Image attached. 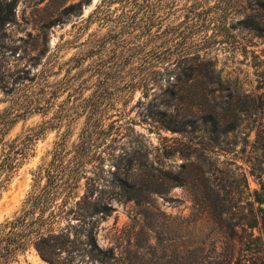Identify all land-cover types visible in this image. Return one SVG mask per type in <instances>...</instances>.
<instances>
[{
	"label": "rangeland",
	"instance_id": "obj_1",
	"mask_svg": "<svg viewBox=\"0 0 264 264\" xmlns=\"http://www.w3.org/2000/svg\"><path fill=\"white\" fill-rule=\"evenodd\" d=\"M77 1L17 0L14 19L6 27L7 48L0 49L5 54L3 68L13 78L26 68L29 75L43 71L34 92H46L38 98L50 109L45 115L34 112L19 119L5 135L4 140L11 141L21 133L42 132L31 139L0 192V222L18 210L31 188L33 172L49 160L61 135L67 149L76 140L88 117L83 105L88 106L90 95L99 89L105 96L102 102L114 106L104 127L118 119L115 126L126 134L118 136L116 149L131 150L133 138L141 133L161 172L183 170L182 165L195 159L179 153L163 157L169 148L203 152L205 163L203 171L195 164L188 174L187 165L182 185L164 183L161 193L143 195L139 201L110 200L114 210L99 223L97 241L103 248H114L116 264H195L202 256L226 264H264V227L241 223L243 215H264V203L255 201V191L264 197V0H121L106 3L89 16L101 2L91 0L80 15L77 7L72 15L62 12ZM182 48L198 57L188 81L184 79L188 63L178 57ZM105 66L112 68L106 79L98 73ZM141 76L146 96L144 87H127ZM173 90L182 98L179 119L195 120L187 134L158 129L145 117L149 105L157 101L155 94L168 97ZM0 97L5 98L2 93ZM188 97H194L200 109L197 118L185 107L183 98ZM227 101L239 111V118L222 116L218 106ZM7 104L0 101V109ZM159 107L175 111L173 105ZM212 111L218 113L220 125L232 121L238 125L228 133L220 127L216 139H210L209 125L203 123L208 119L202 115ZM52 117H60L62 126L39 130ZM96 165L98 159L87 169ZM101 165L107 169L109 164ZM17 264L48 263L29 249Z\"/></svg>",
	"mask_w": 264,
	"mask_h": 264
},
{
	"label": "trees",
	"instance_id": "obj_2",
	"mask_svg": "<svg viewBox=\"0 0 264 264\" xmlns=\"http://www.w3.org/2000/svg\"><path fill=\"white\" fill-rule=\"evenodd\" d=\"M121 0H101L96 8L89 14L92 16L100 12L106 3ZM146 1V0H145ZM91 0H78L63 8L62 12L67 15L75 13L77 7L82 14V8ZM17 0L0 1V49L7 48L6 27L13 21ZM122 27V26H121ZM4 51V50H3ZM0 97L1 102L8 104L0 109V192L4 184L11 178L20 160L26 154L29 143L33 137H38L39 132L24 136L23 133L5 141V135L19 119H24L34 112L45 115L50 109L43 99L46 92L38 90L34 92V84L41 78L42 72L36 70L29 75V68L23 70L14 78L9 70L4 69L1 58L5 55L0 52ZM186 49L179 51L178 57L181 61L188 63L186 72L189 73L185 81L190 79L194 67V61L198 58L196 54L190 55ZM118 57V54H115ZM120 59H123L121 55ZM153 68L156 65L152 66ZM149 68V67H148ZM99 69V68H98ZM151 69V66L150 68ZM100 77L106 79L112 73L111 66H105L100 70ZM79 74V73H78ZM183 79V80H184ZM62 80V79H61ZM145 78H138L136 82H130L127 86L133 90L137 87H144V95H148ZM25 81H29L25 83ZM209 77L208 83H211ZM25 83V84H24ZM177 83L174 82L173 87ZM172 89V87H171ZM28 91L29 94L24 92ZM31 92V94H30ZM154 95V100L145 113L146 120L154 123L156 127L170 130L181 134H187L195 127V120L179 119L178 92H171L168 97ZM88 106L83 105V113L88 117L84 122L76 140L67 149V139L64 133L55 142L51 150V157L46 162L37 166L33 172V182L20 207L10 217L0 222V264H17L19 256L29 249H34L37 254L48 264H116L118 256L113 247L103 248L98 244L97 233L99 223L110 216L114 210L111 199L139 201L143 195L161 193L159 188L164 183L169 186L182 185L186 181L184 168L187 165L186 174L190 172L191 166L195 164L203 171L205 163L202 153L198 152H175L171 148L162 152L163 157H170L174 154L184 155L185 158L194 160L182 165L183 170L174 171L172 168L161 172V165H155L150 159V150L141 133H136L133 138L131 150L125 147L114 146L118 136H126L120 125L115 126L118 120H112L110 127H104L110 118L109 111L114 106L112 103H104L105 96L102 91L95 89L90 95ZM194 97L183 98L185 107L195 118L199 116L200 109L194 104ZM48 100H45V102ZM173 105L175 111L168 112L159 107L160 104ZM91 106L89 109L88 107ZM222 109L224 117H240L236 107L227 101L218 106ZM75 108V106H74ZM116 110V109H115ZM61 111V110H60ZM118 111V110H116ZM121 114L120 111H118ZM217 112L202 115L204 125H209L207 134L210 139H216V134L222 127L223 133L234 129L237 122L219 124ZM211 124H208V122ZM47 126H39V130L51 128L59 129L62 126L61 118L52 117ZM114 123V124H113ZM205 130V128H204ZM69 155V156H68ZM192 155V156H191ZM95 159L99 160V166L87 169L89 163ZM108 161V168L101 165ZM90 172V174H88ZM160 172L163 176H160ZM191 173V172H190ZM200 179V178H199ZM241 179L247 186V177L244 171L241 172ZM208 186L209 178L202 179ZM203 181L201 183L203 184ZM264 189V182L261 186ZM143 191V192H142ZM255 201L264 203V197L260 192L255 191ZM243 226L255 227L258 224L264 227V215L260 217L255 214L243 215L241 217ZM195 264H226L222 260H216L209 256H202Z\"/></svg>",
	"mask_w": 264,
	"mask_h": 264
}]
</instances>
